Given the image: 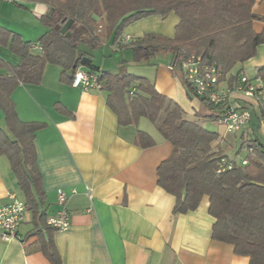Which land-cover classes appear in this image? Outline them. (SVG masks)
Masks as SVG:
<instances>
[{"label": "crops", "instance_id": "crops-1", "mask_svg": "<svg viewBox=\"0 0 264 264\" xmlns=\"http://www.w3.org/2000/svg\"><path fill=\"white\" fill-rule=\"evenodd\" d=\"M49 1L11 4L0 0V26L38 44L47 31L41 18L50 12ZM38 3L46 4L49 11L34 15ZM252 11L264 16V0H255ZM172 15L171 22L176 25L178 18ZM253 28L261 33L264 23L255 20ZM1 58L9 65L20 62L6 46H0ZM122 63L128 73L150 80L160 94L175 101L188 120L207 128V116L218 115V110L213 112L201 99L189 96L180 72L173 68V54L165 52L141 62H135L129 54L117 56L111 67H107L106 60L97 66L115 74ZM261 66L264 44L258 46L256 56L235 65L220 87H230V76L240 69L255 79ZM7 69L0 67V74H7ZM61 72L60 66L48 64L40 83L19 84L11 95L22 121L41 122L44 126L35 133L33 148L38 172L34 190L37 209L28 207L19 228L20 239L8 242L0 236V264H52L44 252L49 241L61 264H251L248 256L235 253L233 245L212 239L215 220L208 212L207 197L195 211L173 213L175 198L158 185L156 171L173 148L156 126L145 117L135 125L119 124L117 114L107 103L103 82L101 89L86 91L63 81ZM244 102L254 111L250 123L234 133L239 138L233 143L220 132L215 143L225 154L227 148H232L234 154L229 158L238 163L245 158L242 150L248 153L247 145L252 140L264 143V121L257 116V105ZM1 121L6 128L0 110ZM139 130L152 137L155 144L138 145ZM59 189L67 195L65 208L70 215V226L65 231L46 223L61 209ZM9 193L26 201L8 158L0 156V207L9 202Z\"/></svg>", "mask_w": 264, "mask_h": 264}, {"label": "trees", "instance_id": "trees-1", "mask_svg": "<svg viewBox=\"0 0 264 264\" xmlns=\"http://www.w3.org/2000/svg\"><path fill=\"white\" fill-rule=\"evenodd\" d=\"M49 2L50 12L41 18L47 31L38 44L0 26V46L8 47L20 58L18 65H9L0 59V67L8 68L7 74H0V110L6 123L5 129L0 126V156L8 158L17 175L19 187L26 195L24 203L37 209L34 190L38 186V172L33 148L35 133L44 124L22 121L11 95L19 84L40 83L48 64L60 66L62 80L70 85L74 72L84 67L97 73L99 81L104 83L107 103L117 114L119 124L135 125L140 117H145L171 143V155L156 171L158 185L175 198L173 213L195 211L207 197L208 212L215 220L212 239L233 245L235 253L248 256L251 264H264V143L252 140L243 159L246 164L236 162L215 145L220 138L218 132L188 120L183 109L160 94L150 80L128 73L124 63L115 74L101 70L93 64V55L86 49L103 46L105 38L113 35L112 49L130 51L135 62L149 61L160 53L169 52L174 57V70H178L177 62L194 54L203 62L216 65L223 81L235 65H242L256 56L258 46L264 44V28L261 33L253 28L255 20L264 23V16L252 11L255 0ZM171 13L178 18L174 36L149 32L114 49L124 26L151 15L166 17ZM69 19L73 22L62 33ZM35 45L40 49L33 51ZM242 73L240 69L230 76V87ZM256 78L264 81V66L258 68ZM184 84L189 96L193 97L191 87ZM201 100L213 112L221 110ZM254 104L257 116L264 121V105ZM207 118L215 122L219 115L213 113ZM136 142L141 147L155 144L152 137L140 130ZM223 160L232 167L219 173L218 167ZM44 252L52 264H61L51 241L44 245Z\"/></svg>", "mask_w": 264, "mask_h": 264}, {"label": "built area", "instance_id": "built-area-1", "mask_svg": "<svg viewBox=\"0 0 264 264\" xmlns=\"http://www.w3.org/2000/svg\"><path fill=\"white\" fill-rule=\"evenodd\" d=\"M11 4H19L23 0H1ZM131 35H122L115 43L114 49L134 41ZM40 49L39 46H34ZM178 70L184 82H186L196 98L206 100L212 106L221 107L217 122L224 126L226 132L234 134L247 126L252 118V113L245 100L264 105V81L255 78L250 79L242 74L232 87L221 88L222 72L214 64L202 61L197 55H190L177 62ZM174 68V67H173ZM71 86L83 90L101 89L102 83L98 74L93 71L78 68L72 77ZM240 96V97H239ZM251 152L252 149H249ZM246 164V160L242 161ZM232 164L221 161L218 172L231 169ZM58 204L61 209L47 219V224L57 231H65L70 226V215L65 208L67 195L61 189L57 192ZM9 202L0 207V236L4 241L20 239L19 228L24 221L28 210L25 201L19 199L16 194L9 193Z\"/></svg>", "mask_w": 264, "mask_h": 264}, {"label": "rangeland", "instance_id": "rangeland-1", "mask_svg": "<svg viewBox=\"0 0 264 264\" xmlns=\"http://www.w3.org/2000/svg\"><path fill=\"white\" fill-rule=\"evenodd\" d=\"M173 16L172 14H169ZM167 15V17H162L160 15H151L148 17L141 18L134 23H130L126 26L123 27L122 35H144L145 33L148 34L149 31L151 32H159L164 34L165 36L172 37L174 36L175 33V25L173 22H171V16ZM113 35H110L108 38L106 37L104 40L103 46H100L97 49H88L86 48L89 52L92 53L93 55V64L94 65H101L103 60H106L107 67H111L113 65V62L115 61V58L118 56H123L131 54L130 51L128 50H122L120 53L112 51L110 48L112 47L113 44ZM106 50V53L104 54L103 51ZM164 54V53H160ZM111 65V66H109ZM1 127L5 129V124L3 121L0 122ZM211 131H216L220 132L222 136L226 137L227 141H230V143H233L236 138H239L238 135H234L231 133H227L225 131L224 126L220 125L218 122H212L208 121L207 122V128ZM244 157L247 156L246 152L244 149L242 150ZM233 149L232 148H227L226 154L228 157L233 156Z\"/></svg>", "mask_w": 264, "mask_h": 264}, {"label": "clouds", "instance_id": "clouds-1", "mask_svg": "<svg viewBox=\"0 0 264 264\" xmlns=\"http://www.w3.org/2000/svg\"><path fill=\"white\" fill-rule=\"evenodd\" d=\"M49 11V8L46 4L44 3H38L34 8H33V14L36 16H41Z\"/></svg>", "mask_w": 264, "mask_h": 264}, {"label": "water", "instance_id": "water-1", "mask_svg": "<svg viewBox=\"0 0 264 264\" xmlns=\"http://www.w3.org/2000/svg\"><path fill=\"white\" fill-rule=\"evenodd\" d=\"M73 20L72 19H69L65 24L64 26L62 27L61 29V32L62 33H65L67 31V29L69 28V26L72 24ZM67 35L69 36L70 33H67ZM88 62H91V59H88Z\"/></svg>", "mask_w": 264, "mask_h": 264}]
</instances>
